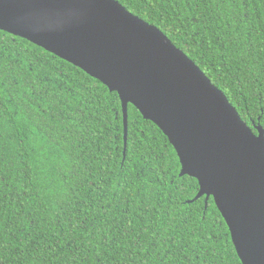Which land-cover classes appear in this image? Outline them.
<instances>
[{"label":"trees","instance_id":"obj_1","mask_svg":"<svg viewBox=\"0 0 264 264\" xmlns=\"http://www.w3.org/2000/svg\"><path fill=\"white\" fill-rule=\"evenodd\" d=\"M264 128V0H116ZM116 91L0 29V264H241L213 197Z\"/></svg>","mask_w":264,"mask_h":264},{"label":"water","instance_id":"obj_2","mask_svg":"<svg viewBox=\"0 0 264 264\" xmlns=\"http://www.w3.org/2000/svg\"><path fill=\"white\" fill-rule=\"evenodd\" d=\"M0 29L80 67L167 136L212 196L241 264H264V128L157 27L116 0H0Z\"/></svg>","mask_w":264,"mask_h":264}]
</instances>
